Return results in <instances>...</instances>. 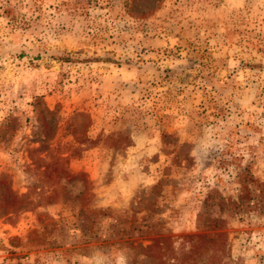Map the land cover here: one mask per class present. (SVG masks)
<instances>
[{
	"label": "rangeland",
	"instance_id": "1",
	"mask_svg": "<svg viewBox=\"0 0 264 264\" xmlns=\"http://www.w3.org/2000/svg\"><path fill=\"white\" fill-rule=\"evenodd\" d=\"M0 264H264V0H0Z\"/></svg>",
	"mask_w": 264,
	"mask_h": 264
}]
</instances>
